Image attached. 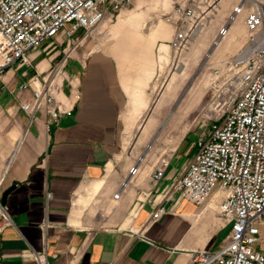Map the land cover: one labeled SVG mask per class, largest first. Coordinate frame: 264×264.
Returning <instances> with one entry per match:
<instances>
[{
  "label": "crops",
  "instance_id": "1",
  "mask_svg": "<svg viewBox=\"0 0 264 264\" xmlns=\"http://www.w3.org/2000/svg\"><path fill=\"white\" fill-rule=\"evenodd\" d=\"M144 19L143 13H126L111 27L107 44L68 59V80L58 100L70 105L71 78L80 98L73 115L49 129L45 110L31 122L22 109L32 92L20 89L27 79L16 74L17 68L0 78L1 201L14 188L5 206L14 226L0 230V264H38L26 257L28 250L46 253L49 264H192L194 242L207 245L212 239L209 217L203 215L214 201L198 214L179 194L165 197L172 181L165 178L154 186L142 166L122 188L148 153L147 146L130 164L124 157V135L146 128L141 120L152 102V83L173 52L175 30L162 24L142 27ZM32 58V74L40 77L54 63H46L49 59L40 53ZM158 124L155 120L147 130ZM176 125L167 122L169 130ZM167 134L166 140L155 139L154 146L171 148ZM178 148L171 149L177 153ZM158 205L168 213L148 225ZM116 218L118 224L103 223Z\"/></svg>",
  "mask_w": 264,
  "mask_h": 264
},
{
  "label": "built area",
  "instance_id": "2",
  "mask_svg": "<svg viewBox=\"0 0 264 264\" xmlns=\"http://www.w3.org/2000/svg\"><path fill=\"white\" fill-rule=\"evenodd\" d=\"M218 1L191 0L165 16L175 28L171 42L174 52L186 49L197 32L209 24V14ZM133 2L0 0V78L13 67L31 68L32 55L48 41L69 40L77 48L91 31ZM250 3L245 18L250 32L246 45L236 56L207 68L209 98L201 110L195 156L180 175L173 174L172 184L163 191L165 197L179 194L180 199L197 208L215 199L218 216L230 228L217 250L193 252L192 264H264V0ZM242 10L236 7L234 13L239 15ZM66 62L56 65L47 77L35 75L20 85L22 91L32 92L30 100L22 105L31 122L43 110L48 114V129L61 118L73 115L80 98L74 80L70 84V105L58 100L63 86L60 84L66 79L61 72ZM175 155L176 150L171 148L159 154L150 176L154 186L169 178ZM141 163L131 169L123 189L138 175ZM47 198L52 194L48 193ZM167 213L166 206H156L147 224L159 222ZM0 218L4 222L0 229L13 225L2 204L1 191ZM26 257L49 264L44 252L28 250Z\"/></svg>",
  "mask_w": 264,
  "mask_h": 264
},
{
  "label": "rangeland",
  "instance_id": "3",
  "mask_svg": "<svg viewBox=\"0 0 264 264\" xmlns=\"http://www.w3.org/2000/svg\"><path fill=\"white\" fill-rule=\"evenodd\" d=\"M184 3L189 4L191 0H134L131 6L120 13L113 14V17L91 31L90 36L77 48H75V45H71L72 41L69 40H51L36 50L34 54L40 53V56L43 55V57L49 59L46 63L51 62V60L54 62L53 66L46 70L45 75L47 77L56 65H61L66 59L68 61L71 57L94 51L98 48V45L107 44L106 42L112 38L111 27L123 19L126 13L132 11L134 13H143L145 19L142 27L157 28L162 24L175 30L174 25L168 22L165 16L173 14L174 7ZM218 5L219 10L217 11L215 7L209 14V24L204 30L197 32L190 44L182 52L176 53L172 49L173 52H170L169 63L166 66H162V70L158 72L151 86L150 93H153L152 102L141 120V123L147 122L146 128L128 131L124 135V157L130 164H133L145 153L147 146L150 145L153 148L155 139L166 140L167 133H170L171 135L167 139L170 138L172 141V147L177 145L179 147L172 160L171 171H169L171 181L173 174H176V177L180 175V172L192 160L197 151V135L200 133L202 125L199 122L201 110L209 98L208 82L210 76L208 77V75L210 71L207 68L227 57L236 56L246 45L250 36V32L245 25V18L251 7V3L248 0H219L216 6ZM236 7L243 10L237 20L231 24L237 16V13H234ZM35 67V65H32L31 68L17 70L16 74L28 80L37 75L32 74ZM65 67L61 70L64 74H66ZM61 78L62 76L59 77V79ZM71 79L73 81L74 78ZM66 80H68L67 77L60 85H63ZM155 120L159 122L156 129L147 130ZM169 120L177 122L174 130L167 128ZM4 121L7 120L5 119ZM11 123L13 122L10 121ZM151 148L144 156V160H141V166L148 171V176L151 175L154 169L159 151H163V147L160 146H154L152 150ZM212 201H214L211 202L212 207L203 215L205 218L209 217L212 239L209 240L207 245H202L200 241L196 240L192 246L194 252L204 249L208 251L217 250L230 231L229 226L223 222L216 212L215 200ZM203 208L205 209V207L198 208V214L204 212ZM0 220L2 223L1 218ZM120 221L121 219L116 218L113 221L109 222V220H106L103 223L110 224L112 222L113 224H118ZM2 225H4V222ZM12 226H14V223L13 225L4 226L3 229ZM215 241L217 244L210 246L211 242Z\"/></svg>",
  "mask_w": 264,
  "mask_h": 264
},
{
  "label": "bare ground",
  "instance_id": "4",
  "mask_svg": "<svg viewBox=\"0 0 264 264\" xmlns=\"http://www.w3.org/2000/svg\"><path fill=\"white\" fill-rule=\"evenodd\" d=\"M242 1V0H241ZM250 2H252L253 4H256V1L257 0H249ZM240 3V2H239ZM216 9H217V11L219 10V5L218 6H216ZM243 12H245V11H243ZM239 17V15H237L236 16V18H235V20L231 23V24H233L236 20H237V18ZM204 30V29H203ZM203 30H201V31H203ZM201 31H199V32H201ZM220 42V41H219ZM218 42V43H219ZM219 46V45H218ZM149 148H150V145L148 146V151H149ZM141 160H144V157L143 158H140L139 159V161H141ZM220 199V197H218V200ZM215 200V199H214ZM215 205H216V210H217V203H216V200H215Z\"/></svg>",
  "mask_w": 264,
  "mask_h": 264
},
{
  "label": "water",
  "instance_id": "5",
  "mask_svg": "<svg viewBox=\"0 0 264 264\" xmlns=\"http://www.w3.org/2000/svg\"><path fill=\"white\" fill-rule=\"evenodd\" d=\"M13 189L14 188H10V189H8V190H6L4 192L3 197H2V204H3V206H6L7 198L9 196V194L12 192Z\"/></svg>",
  "mask_w": 264,
  "mask_h": 264
}]
</instances>
